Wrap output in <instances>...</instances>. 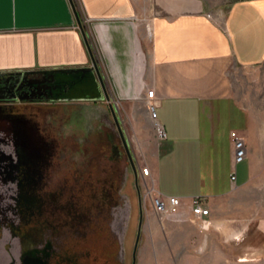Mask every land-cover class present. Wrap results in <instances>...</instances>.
<instances>
[{
    "label": "crops",
    "instance_id": "obj_1",
    "mask_svg": "<svg viewBox=\"0 0 264 264\" xmlns=\"http://www.w3.org/2000/svg\"><path fill=\"white\" fill-rule=\"evenodd\" d=\"M237 68L259 73L248 75V96L259 80L264 100V0H232L221 17L205 0H0V75L47 74L42 82L59 88L9 104L67 103L76 119L99 112L91 124L100 122L101 140H121L110 103L135 184L181 197L177 216L141 214L134 264H264V201L248 215L239 211L245 203L227 200L264 176V101L246 105ZM148 88L163 139L152 128ZM231 130L245 138L239 161ZM194 196L208 215L192 217ZM0 264H23L21 251L0 248Z\"/></svg>",
    "mask_w": 264,
    "mask_h": 264
},
{
    "label": "rangeland",
    "instance_id": "obj_2",
    "mask_svg": "<svg viewBox=\"0 0 264 264\" xmlns=\"http://www.w3.org/2000/svg\"><path fill=\"white\" fill-rule=\"evenodd\" d=\"M231 1L205 0L216 17ZM237 73L246 78L239 90L246 105L249 100L260 106L259 80L256 94L248 96V75L257 72L237 68ZM10 102L0 101V248L46 250L52 264H134L139 219L153 208L141 182L135 184L131 176L126 153L108 154L111 143L125 151L122 141L117 135V140H101L99 112L76 119L67 103ZM92 114L99 120L94 125ZM137 117L144 122L141 113ZM136 141L131 142L137 150ZM227 200L245 203L239 211L248 215L259 214L264 176Z\"/></svg>",
    "mask_w": 264,
    "mask_h": 264
},
{
    "label": "built area",
    "instance_id": "obj_3",
    "mask_svg": "<svg viewBox=\"0 0 264 264\" xmlns=\"http://www.w3.org/2000/svg\"><path fill=\"white\" fill-rule=\"evenodd\" d=\"M145 103L147 106V110L149 112V116L153 121V126L155 133L159 139H163L166 137V130L163 124L160 122L157 110H156V102L154 99V90L153 88H148L146 90V99ZM230 137L234 146V160L239 161L246 156V142L242 135H240L236 130L230 131ZM140 171L142 175H148L149 169L148 166H140ZM231 178H235V174H231ZM143 185V182H141ZM143 196L148 197L150 201V205L153 210L160 214H179L180 206L182 205V199L178 195L170 194H162L157 191L154 186L151 184L143 185ZM191 215L193 218H202L209 214V207L204 205L199 196H194L191 198L190 203Z\"/></svg>",
    "mask_w": 264,
    "mask_h": 264
},
{
    "label": "flooded vegetation",
    "instance_id": "obj_4",
    "mask_svg": "<svg viewBox=\"0 0 264 264\" xmlns=\"http://www.w3.org/2000/svg\"><path fill=\"white\" fill-rule=\"evenodd\" d=\"M14 75V76H13ZM48 77L47 74H35V73H25L20 76V74H2L0 75V95H6L4 97H0L1 100H18L25 98H36L41 95L38 93H46V92H58L59 88L55 85V83L51 82L50 79L46 82H42V78ZM40 78V79H39ZM8 84L9 86H7ZM12 85H14L12 87ZM11 95L10 97H7ZM10 98V99H9ZM122 141V140H121ZM123 146V143H122ZM124 148V146H123ZM111 154L110 156L118 158L121 155L126 153L123 150H120V147L116 146L114 143H111ZM125 150V148H124ZM28 202V201H27ZM40 203H43V200H39ZM38 205V207H39ZM28 203L26 204V208H28ZM22 256H29V264H52L49 257L50 254H47L46 250H42V252L36 253L34 249H26L21 250ZM48 257V258H47ZM37 259V260H36ZM39 259V261H38Z\"/></svg>",
    "mask_w": 264,
    "mask_h": 264
},
{
    "label": "water",
    "instance_id": "obj_5",
    "mask_svg": "<svg viewBox=\"0 0 264 264\" xmlns=\"http://www.w3.org/2000/svg\"><path fill=\"white\" fill-rule=\"evenodd\" d=\"M78 23H79V25H80V27H81V29H82V34H83V37H84V40H85V42H86V44L88 45V42H87V38H86V34H85V32H84V30H83V28H82V25H81V22H80V20L78 19ZM88 48L90 49V47H89V45H88ZM91 59H92V67L94 68V70H95V72H96V75H97V77H98V79H99V82L101 83V85L103 86V83H102V77H101V74H100V71H99V67H98V65H97V63H96V61H95V59H94V57H93V55L91 54ZM12 74H15V73H12ZM18 74H20V76L22 75V73H18ZM14 76V75H13ZM7 86H9L8 84H6ZM14 85H12V87H13ZM4 96H6V95H4ZM3 95H0V97H4ZM11 95H9V96H7V97H10ZM109 107H110V109H111V111H112V114H113V116H114V120H115V122H116V125H117V128H118V131H119V133H120V136H121V140H122V143H123V146H124V148H125V152H126V154H127V156H128V159H129V161H130V164L133 166V168H134V170H135V167H134V162H133V159H132V155H131V150H130V147H129V144H128V141L125 139V137H124V134H123V130H122V128H121V126H120V124H119V122H118V119H117V115L115 114V112H114V109H113V106L109 103ZM135 172V171H134ZM135 174H136V172H135ZM138 238H139V224H138V232H137V235H136V238H135V242H134V248H133V255H134V252H135V250H136V246H137V243H138ZM37 260V259H36ZM31 260H29V256H27V255H25L23 258H22V262H23V264H29V262H30ZM38 261H39V259H38Z\"/></svg>",
    "mask_w": 264,
    "mask_h": 264
},
{
    "label": "trees",
    "instance_id": "obj_6",
    "mask_svg": "<svg viewBox=\"0 0 264 264\" xmlns=\"http://www.w3.org/2000/svg\"><path fill=\"white\" fill-rule=\"evenodd\" d=\"M111 151H112V149L110 148L109 150H108V154H109V156H110V154H111ZM112 157V156H111Z\"/></svg>",
    "mask_w": 264,
    "mask_h": 264
}]
</instances>
